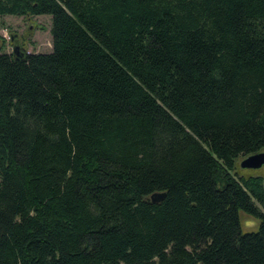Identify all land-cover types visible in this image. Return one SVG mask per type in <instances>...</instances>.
Here are the masks:
<instances>
[{
	"label": "trees",
	"instance_id": "16d2710c",
	"mask_svg": "<svg viewBox=\"0 0 264 264\" xmlns=\"http://www.w3.org/2000/svg\"><path fill=\"white\" fill-rule=\"evenodd\" d=\"M5 16H50L52 48L0 52V264H264V177L237 169L264 151V0Z\"/></svg>",
	"mask_w": 264,
	"mask_h": 264
},
{
	"label": "rangeland",
	"instance_id": "374dc122",
	"mask_svg": "<svg viewBox=\"0 0 264 264\" xmlns=\"http://www.w3.org/2000/svg\"><path fill=\"white\" fill-rule=\"evenodd\" d=\"M50 16L36 17H0V52L13 53L17 48L19 53H49L51 51ZM264 152V151H262ZM242 174H258L264 177V167L257 172L240 170ZM264 185V183H263ZM241 229L243 232L255 231L258 222L254 218L241 213Z\"/></svg>",
	"mask_w": 264,
	"mask_h": 264
},
{
	"label": "water",
	"instance_id": "95a60500",
	"mask_svg": "<svg viewBox=\"0 0 264 264\" xmlns=\"http://www.w3.org/2000/svg\"><path fill=\"white\" fill-rule=\"evenodd\" d=\"M15 58H23L24 54L19 53L17 48L12 53ZM240 169L257 172L264 167V152H260L244 158L240 162ZM165 197L164 193H154L149 197L152 203H160Z\"/></svg>",
	"mask_w": 264,
	"mask_h": 264
}]
</instances>
